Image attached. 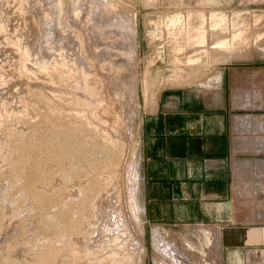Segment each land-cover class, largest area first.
<instances>
[{
  "label": "rangeland",
  "instance_id": "374dc122",
  "mask_svg": "<svg viewBox=\"0 0 264 264\" xmlns=\"http://www.w3.org/2000/svg\"><path fill=\"white\" fill-rule=\"evenodd\" d=\"M60 61L90 70L89 86ZM227 81L253 175L264 160V0H0V264H41L29 257L62 244L54 264H227L213 232L147 220L136 157L159 89ZM252 119L263 124L239 129ZM67 133L86 151L74 162L41 147ZM260 254L245 247L235 264Z\"/></svg>",
  "mask_w": 264,
  "mask_h": 264
},
{
  "label": "crops",
  "instance_id": "0c3cea01",
  "mask_svg": "<svg viewBox=\"0 0 264 264\" xmlns=\"http://www.w3.org/2000/svg\"><path fill=\"white\" fill-rule=\"evenodd\" d=\"M234 86L159 89L141 120L136 153L138 200L147 220L168 231L196 226L213 232L215 244L217 235L230 248L227 264L245 247L264 253V160H253L251 175L252 158L236 127ZM257 123L264 122L237 125L247 132ZM261 254L262 261L245 260L264 264Z\"/></svg>",
  "mask_w": 264,
  "mask_h": 264
},
{
  "label": "bare ground",
  "instance_id": "6f19581e",
  "mask_svg": "<svg viewBox=\"0 0 264 264\" xmlns=\"http://www.w3.org/2000/svg\"><path fill=\"white\" fill-rule=\"evenodd\" d=\"M81 1V0H80ZM77 2V1H76ZM74 3H75V1H74ZM78 3V2H77ZM76 3V4H77ZM74 5V4H73ZM75 6V5H74ZM73 6V7H74ZM72 7V8H73ZM77 7H79L78 5H77ZM77 10V9H76ZM78 11L80 12V9L78 8ZM79 12H77V13H79ZM76 15H78V14H76ZM79 16V15H78ZM175 19V18H174ZM78 33V32H77ZM79 38V37H78ZM76 39V38H75ZM80 39V38H79ZM83 40V39H82ZM79 41V40H78ZM80 42V41H79ZM82 43V42H81ZM23 50V49H22ZM21 50V51H22ZM82 50V49H81ZM81 50H79V51H81ZM96 51V50H95ZM23 52V51H22ZM27 52V51H26ZM82 52V51H81ZM23 53H25V51L23 52ZM23 53H22V55H23ZM28 53V52H27ZM20 54V53H19ZM25 55V54H24ZM22 57V56H21ZM84 57V56H83ZM73 58V57H72ZM26 59V58H25ZM69 59H71V58H69ZM68 59V60H69ZM104 59V58H103ZM57 60V59H56ZM72 60V59H71ZM67 61V60H66ZM57 61H54L53 62V64H55ZM60 62H62L63 64H64V67H66V68H69V67H71L72 69L73 68H75V69H77L78 71H80V75H81V73L84 75V80H83V78H82V80H81V86H80V88H82V89H84V88H86L87 86H89V84L91 83V80H90V75H91V73H90V70H86V69H83L82 68V66H77V64H75V63H77V62H74V63H68V62H65V61H60ZM72 62V61H71ZM106 63V64H105ZM109 64V62H103L102 64H101V67L103 68L105 65H108ZM59 65H61V64H59ZM58 66V65H57ZM69 66V67H68ZM89 66H90V64H89ZM88 66V67H89ZM54 67H56V66H54ZM110 68V70H112V68L111 67H109ZM57 69V68H56ZM60 69V68H59ZM64 69V68H63ZM109 70V69H108ZM67 71H68V69H67ZM67 71H66V73H67ZM59 72V71H58ZM69 72V71H68ZM74 72H76V71H74ZM70 73V72H69ZM73 73V72H72ZM71 74V73H70ZM176 74V73H175ZM65 75V74H64ZM83 75H82V77H83ZM66 76V75H65ZM71 76H74V75H71ZM81 77V76H80ZM75 79V78H74ZM77 79V78H76ZM100 80H102L101 78H97V81L96 82H100ZM79 82V81H78ZM80 84V83H79ZM63 87V86H62ZM79 87V86H78ZM60 93V92H59ZM84 95L86 96V97H88L85 93H84ZM80 98V97H79ZM46 101V100H45ZM49 101V100H48ZM49 103V102H48ZM49 105V104H48ZM53 111H55V110H53ZM74 112H76V111H74ZM46 114V113H45ZM48 115V114H47ZM45 116V115H44ZM45 117H47V116H45ZM81 117V116H80ZM85 117V116H84ZM69 119H71V118H69ZM73 119V118H72ZM80 120V119H79ZM34 121H36V120H34ZM58 121V120H57ZM74 121V120H73ZM81 121V120H80ZM83 123V122H82ZM71 126V125H70ZM81 129V128H80ZM84 130V129H83ZM50 132H51V130H50ZM49 133V132H48ZM67 134H69L66 138H65V136H64V138L65 139H63V140H61L62 141V143H58L55 139H54V137H52L51 138V135H50V137L48 138L49 140H51V144L49 145H44V146H42L41 145V147H44L45 148V150H46V153H48V155L50 154V152L53 150V156H61L62 158H68L69 156H71L70 157V159H72V160H70V161H73L74 162V159H75V153L76 152H82V154L84 153V152H86V151H84V149H83V147H78V148H75V144L72 142V135L70 134V133H67ZM84 134V133H83ZM54 135V134H53ZM79 137V136H78ZM61 138H63V137H61ZM61 138H59V140L61 139ZM55 142V143H54ZM58 144V146H61L60 148H61V150H59L60 152H56V147H54L55 145H57ZM36 147V146H35ZM41 147H40V150H41ZM85 154V153H84ZM47 155V154H46ZM82 157V156H81ZM24 160V159H23ZM22 160V161H23ZM82 162H83V160H82ZM61 163H62V159H61ZM62 168H63V166H61ZM112 239V238H111ZM107 240V239H106ZM106 240H103L104 241V243L106 244ZM64 242V241H63ZM103 243V244H104ZM65 244V243H64ZM108 244V243H107ZM106 246V245H105ZM103 247V246H102ZM106 247H108V246H106ZM105 247V248H106ZM98 249H100V248H98ZM66 250V246L64 245L63 246V244L61 245V246H59L58 248H57V251H56V253H53V254H51V251H46V250H42L41 252H39L37 255H35V258H34V256H32V255H30V256H32V257H29V258H31L34 262L36 261V259L38 260V262L39 263H43V264H46V263H51L52 261V263L54 264V261L55 260H60V259H62V257H64V255L66 256V253H64V251ZM79 250H80V248H79ZM86 250V249H85ZM97 251V250H96ZM100 251V250H99ZM97 252V253H100V252ZM90 252H93L92 250H90ZM112 253V252H111ZM114 253V252H113ZM32 254V253H31ZM34 254H36V253H34ZM33 254V255H34ZM80 254V253H79ZM91 254V253H90ZM95 254V253H94ZM115 254V253H114ZM118 254V253H117ZM7 255V254H6ZM81 255V254H80ZM96 255H98V254H96ZM95 255V256H96ZM101 256H103V255H101ZM101 256H97V257H101ZM119 256V255H118ZM27 257V256H26ZM93 257V256H92ZM111 257V256H110ZM91 258V257H90ZM30 259V260H31ZM64 259V258H63ZM62 259V260H63ZM92 259V258H91ZM110 259V258H109ZM185 259V261H186V263L188 264V262H189V258H187V257H185L184 258ZM61 260V261H62ZM61 261H60V264H61ZM94 261V260H93ZM35 263H37V262H35ZM56 263V262H55ZM64 263V262H63ZM62 263V264H63ZM90 263V262H89ZM88 263V264H89ZM57 264V263H56ZM95 264H96V261H95ZM103 264V263H102ZM110 264V263H109ZM201 264H210L208 261H203Z\"/></svg>",
  "mask_w": 264,
  "mask_h": 264
}]
</instances>
